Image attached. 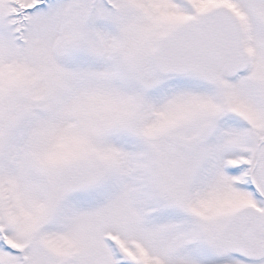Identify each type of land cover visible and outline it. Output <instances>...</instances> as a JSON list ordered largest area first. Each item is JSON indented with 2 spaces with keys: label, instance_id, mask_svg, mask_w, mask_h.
I'll list each match as a JSON object with an SVG mask.
<instances>
[{
  "label": "snow or ice",
  "instance_id": "obj_1",
  "mask_svg": "<svg viewBox=\"0 0 264 264\" xmlns=\"http://www.w3.org/2000/svg\"><path fill=\"white\" fill-rule=\"evenodd\" d=\"M0 264H264V0H0Z\"/></svg>",
  "mask_w": 264,
  "mask_h": 264
}]
</instances>
